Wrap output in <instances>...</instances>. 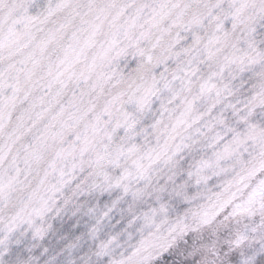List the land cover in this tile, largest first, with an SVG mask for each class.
<instances>
[{
  "label": "snow or ice",
  "instance_id": "obj_1",
  "mask_svg": "<svg viewBox=\"0 0 264 264\" xmlns=\"http://www.w3.org/2000/svg\"><path fill=\"white\" fill-rule=\"evenodd\" d=\"M0 264H264V0H0Z\"/></svg>",
  "mask_w": 264,
  "mask_h": 264
}]
</instances>
